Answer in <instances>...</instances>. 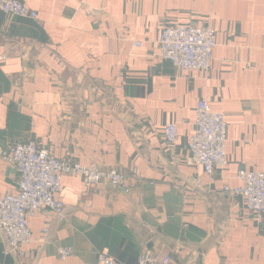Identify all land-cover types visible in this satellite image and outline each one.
Masks as SVG:
<instances>
[{"label":"crops","instance_id":"0c3cea01","mask_svg":"<svg viewBox=\"0 0 264 264\" xmlns=\"http://www.w3.org/2000/svg\"><path fill=\"white\" fill-rule=\"evenodd\" d=\"M19 1L37 19L0 11V148L31 139L83 165L135 168L137 179L129 193L99 185L84 195L64 175L63 216L33 215V240L15 254L0 234V264H97L100 251L122 264L143 251L157 264H264V219L222 190L242 185L241 169L264 170V0ZM172 21L216 30L209 69L158 57L160 27ZM200 99L227 123L229 163L212 174L188 163ZM18 175L0 158V198ZM59 246L71 255L60 259Z\"/></svg>","mask_w":264,"mask_h":264},{"label":"built area","instance_id":"2783aa9c","mask_svg":"<svg viewBox=\"0 0 264 264\" xmlns=\"http://www.w3.org/2000/svg\"><path fill=\"white\" fill-rule=\"evenodd\" d=\"M0 11L12 16L37 19V12L19 0H0ZM133 41L134 46L140 45ZM157 55L177 69L188 72L207 70L212 63V52L216 45V30L205 24L165 22L160 27L157 40ZM163 136L168 144L176 140V123L169 121L163 126ZM227 123L220 111L212 110L206 99H200L195 107L193 132L188 139L190 157L188 163L199 166L207 174L216 168L223 169L229 163L225 152ZM0 158L10 162L18 171L16 189L0 198V234L5 238V254L18 253L23 245L33 240L29 219L36 213L49 210L63 216L65 205L60 197L62 177L79 178L84 186L83 194L96 192L99 185H110L123 193L132 189L131 179H137L136 169L121 172L115 168L83 165L76 160L53 156L48 149L31 139H20L6 148H0ZM236 178L242 185L231 187L225 184L223 192L239 195L247 209L264 219V170L238 171ZM186 228V225H184ZM39 241L49 239L47 227L41 231ZM72 253L69 246H59L57 254L66 259ZM169 255L162 258L163 262ZM97 264H122L105 251L96 257ZM158 256L143 251L134 264H157Z\"/></svg>","mask_w":264,"mask_h":264},{"label":"water","instance_id":"95a60500","mask_svg":"<svg viewBox=\"0 0 264 264\" xmlns=\"http://www.w3.org/2000/svg\"><path fill=\"white\" fill-rule=\"evenodd\" d=\"M86 84V83H85Z\"/></svg>","mask_w":264,"mask_h":264}]
</instances>
